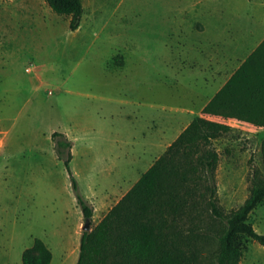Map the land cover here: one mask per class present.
Wrapping results in <instances>:
<instances>
[{
    "label": "rangeland",
    "instance_id": "374dc122",
    "mask_svg": "<svg viewBox=\"0 0 264 264\" xmlns=\"http://www.w3.org/2000/svg\"><path fill=\"white\" fill-rule=\"evenodd\" d=\"M81 2L72 30L70 16L44 0H0V264H22L36 237L52 252L49 264H76L84 219L53 132L71 141L69 167L93 207L92 228L165 151L152 140L174 128L165 120L172 107L198 99L200 82L172 65L212 35L210 13L226 38L264 32V0ZM244 125L217 140L215 182L227 211L245 199L252 165L264 174V128ZM248 221L264 234V203ZM215 245L204 241L196 264H209ZM244 246L239 264H264V246L250 238Z\"/></svg>",
    "mask_w": 264,
    "mask_h": 264
},
{
    "label": "trees",
    "instance_id": "16d2710c",
    "mask_svg": "<svg viewBox=\"0 0 264 264\" xmlns=\"http://www.w3.org/2000/svg\"><path fill=\"white\" fill-rule=\"evenodd\" d=\"M58 14L70 16L75 30L81 0H44ZM167 146L107 213L79 238L76 264H196L204 241L216 245L209 264H239L244 239L264 246V234L248 221L264 203V174L252 165L243 202L225 210L218 202L215 171L219 152L212 140L230 131L228 123L205 118H234L264 128V38L224 85ZM55 151L64 165L84 221L93 207L79 192L69 167L71 141L53 132ZM60 137V138H57ZM264 164V138L259 143ZM52 252L34 238L21 254L22 264H49Z\"/></svg>",
    "mask_w": 264,
    "mask_h": 264
},
{
    "label": "crops",
    "instance_id": "0c3cea01",
    "mask_svg": "<svg viewBox=\"0 0 264 264\" xmlns=\"http://www.w3.org/2000/svg\"><path fill=\"white\" fill-rule=\"evenodd\" d=\"M211 14L217 16L212 20V24L215 26L212 35L199 40L196 45H192V49L196 50V52L193 54L194 56L190 58L191 60H174L173 62L172 66L175 67V73L185 71L186 67V74L189 77V82L191 84L198 81L200 82V91L198 93L195 91L192 95L193 98H198L196 100H190L192 105H176L172 107L174 114L168 115L169 117H166L165 120L167 121V125L174 128L170 130V133H166L165 128L164 130H157L158 133L154 135L152 140V144L158 146L160 150L166 149L192 119L202 115L201 110L203 107L264 38V32L256 35L254 32L256 28L249 30L251 35L254 33V37L251 39L248 38L250 33H233L226 38L223 32V25H220L221 20L219 18V13L212 12L210 15ZM206 27V22L201 24L202 30H206ZM184 62H186V64ZM205 118L228 123L231 127L229 132L212 140L215 147L218 143L217 140L221 141V139H227V136L231 135L238 127H244V124H247L234 118L222 119L220 117L208 115H206ZM216 150L219 152V157L221 158V146L216 147ZM225 161L229 160L225 158Z\"/></svg>",
    "mask_w": 264,
    "mask_h": 264
},
{
    "label": "water",
    "instance_id": "95a60500",
    "mask_svg": "<svg viewBox=\"0 0 264 264\" xmlns=\"http://www.w3.org/2000/svg\"><path fill=\"white\" fill-rule=\"evenodd\" d=\"M82 229L83 230H91V227H90V220L86 219L84 221V224L82 225Z\"/></svg>",
    "mask_w": 264,
    "mask_h": 264
}]
</instances>
